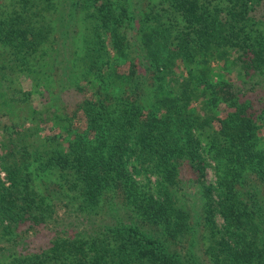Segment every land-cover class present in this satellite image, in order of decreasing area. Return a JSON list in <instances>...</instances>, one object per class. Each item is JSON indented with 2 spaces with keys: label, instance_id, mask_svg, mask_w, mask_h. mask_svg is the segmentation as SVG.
<instances>
[{
  "label": "trees",
  "instance_id": "16d2710c",
  "mask_svg": "<svg viewBox=\"0 0 264 264\" xmlns=\"http://www.w3.org/2000/svg\"><path fill=\"white\" fill-rule=\"evenodd\" d=\"M260 1L0 0V87L26 101L25 75L57 131L33 147L4 126L0 264H264V100L240 87L264 80ZM183 165L197 215L173 193ZM60 211L82 226L57 229Z\"/></svg>",
  "mask_w": 264,
  "mask_h": 264
},
{
  "label": "rangeland",
  "instance_id": "374dc122",
  "mask_svg": "<svg viewBox=\"0 0 264 264\" xmlns=\"http://www.w3.org/2000/svg\"><path fill=\"white\" fill-rule=\"evenodd\" d=\"M132 7L135 8L134 5L136 6H142L144 7L148 0H129ZM131 7V8H132ZM255 10L252 11V13L257 12V15H261V17H264V0H261L259 4H256ZM132 8V9H133ZM133 9V10H134ZM134 10V11H135ZM136 12V11H135ZM223 63L220 61L219 63H212V68H213V73L215 75H222L224 73L223 71ZM176 77L178 79L176 81H181L182 76L185 75V70L182 68H176ZM228 78H230L235 84L240 85V80H239V69L237 67H233L231 72H226L225 73ZM264 79V78H263ZM252 81H249V83H246L245 86H240L243 87L247 93L256 95V98L259 100H264V80H261L260 86L257 85H252ZM17 86L20 88L24 93H27L30 91L31 93L29 94V98L26 101H23L21 99L13 100V98L10 96V94L4 90V88H1L0 91V140L2 137H5L7 135L6 129L4 128L5 125L8 126H15L12 127L13 130L18 129L16 127H23L22 131L29 135L30 138L32 139V145L34 146H41L40 144H47L46 142L42 141V137L37 134V126L43 128V133L46 132L53 134L56 133V130L51 129V122L45 121V122H40L38 121V118L33 119L31 118L34 115L38 116V113L42 114L39 116L40 118L46 120L48 116V110L46 107L49 105V99L45 93H40V92H35L32 88L31 82L28 80V78L25 75H19L18 78L15 81L14 86ZM251 87V88H250ZM17 90V89H16ZM19 91V90H17ZM21 92V91H19ZM111 92H114L117 94L116 88H112ZM8 97H7V95ZM4 96V98H3ZM83 92H78L72 88L66 89L62 91L61 98L63 102L65 103V106L67 110L71 112H75L78 103L83 99L84 97ZM126 96H130L129 93H126ZM197 109L199 106H196ZM49 109H51L49 107ZM47 110V111H46ZM38 111V112H37ZM74 126L78 127H83L84 125V119L83 116L80 115L79 112H76V115L74 117ZM35 127V131L33 128ZM37 134V137L35 135ZM61 134L64 135V132ZM34 135V138L33 136ZM17 138V137H16ZM15 138V139H16ZM43 147V146H42ZM206 176H207V181L212 182L214 180V175H213V169H212V161L209 160L208 166L206 167ZM4 172L0 171V176L3 178L4 177ZM180 183L178 186H176L173 189L174 195L177 197V202L180 206L185 207L189 210L192 211L193 215H197V212H199L200 209V204H201V191L200 188L196 182V173L195 171L189 166V165H183L180 168ZM65 213L62 211L58 212V215L60 217H63L62 220L60 221L57 229L60 228H66V229H76L78 226H82V219L76 220L74 216H64ZM216 220L218 223H221L222 220L221 218L217 215ZM42 234V235H41ZM39 234V237L46 236L47 231L41 232ZM49 234V233H48ZM32 245L31 246H38L39 241L38 239L32 240Z\"/></svg>",
  "mask_w": 264,
  "mask_h": 264
}]
</instances>
